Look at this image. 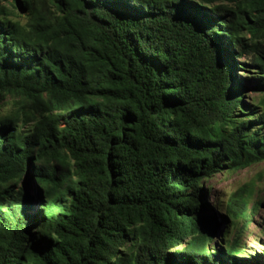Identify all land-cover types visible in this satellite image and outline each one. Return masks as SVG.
<instances>
[{
    "label": "trees",
    "instance_id": "obj_1",
    "mask_svg": "<svg viewBox=\"0 0 264 264\" xmlns=\"http://www.w3.org/2000/svg\"><path fill=\"white\" fill-rule=\"evenodd\" d=\"M245 57L264 0H0V264H261L248 186L203 216L264 162Z\"/></svg>",
    "mask_w": 264,
    "mask_h": 264
},
{
    "label": "rangeland",
    "instance_id": "obj_2",
    "mask_svg": "<svg viewBox=\"0 0 264 264\" xmlns=\"http://www.w3.org/2000/svg\"><path fill=\"white\" fill-rule=\"evenodd\" d=\"M242 66L245 70L238 73L239 78L242 81V85L245 86L246 94L245 99H258L259 93L256 91L257 88L264 89L260 86L264 82L258 74H252L251 71L257 72L252 69V61L249 57L242 59ZM246 76V77H245ZM249 77V78H248ZM246 79V80H245ZM248 186L252 190L253 197L251 200L252 206L255 202L259 203V209L253 215V227L252 234L263 237L264 240V162L257 164L253 167L240 170L237 173H218L204 183V203H208L210 207H206L203 216L213 217L216 222L217 232L222 234L224 228V221L222 216H226L221 207L224 202L228 199L231 192L237 191L240 188ZM227 218V216H226ZM227 221L228 218H227ZM218 244H223V240L220 235L217 234ZM246 243V252L249 254L248 257H255L261 264H264V241L263 244L255 237L251 235ZM259 255V256H257ZM262 256V257H260Z\"/></svg>",
    "mask_w": 264,
    "mask_h": 264
}]
</instances>
